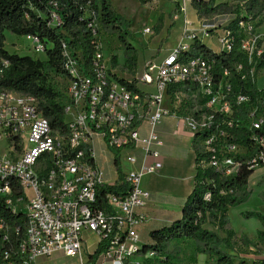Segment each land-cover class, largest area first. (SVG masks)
Segmentation results:
<instances>
[{
	"label": "built area",
	"instance_id": "1",
	"mask_svg": "<svg viewBox=\"0 0 264 264\" xmlns=\"http://www.w3.org/2000/svg\"><path fill=\"white\" fill-rule=\"evenodd\" d=\"M190 4L179 0L174 17L185 15ZM240 16L233 30L192 26L184 19L171 51L125 77L115 70L121 64L118 55L113 49L105 52L107 34L98 14L91 12L95 51L89 65L62 44L68 85L63 130L51 127L37 97L0 88V200L26 217L25 237L14 243L0 220L6 244L0 264H37L57 252L70 264H178L151 248L153 241L148 243L140 231L154 219L142 211L150 199L142 179L162 167L164 140L158 127L163 119L173 118L174 132L192 139L202 170L233 177L242 167L252 174L264 169V27L255 26L246 13ZM142 33L152 29L145 27ZM23 36L34 54L45 52L37 36ZM210 36L218 44L213 52H229L237 45L242 59L218 67L215 59L192 53L196 39ZM103 188L118 191L101 193ZM16 189L21 193L13 203ZM210 198L208 190L204 200ZM88 232L97 246L103 245L95 258L96 249L87 251Z\"/></svg>",
	"mask_w": 264,
	"mask_h": 264
},
{
	"label": "trees",
	"instance_id": "2",
	"mask_svg": "<svg viewBox=\"0 0 264 264\" xmlns=\"http://www.w3.org/2000/svg\"><path fill=\"white\" fill-rule=\"evenodd\" d=\"M137 1L145 5L154 0ZM168 1L174 3V9L168 16L171 17V25H173L175 22L173 17L179 14L178 1ZM191 5L200 17L228 12L235 14V18L227 26L232 30L243 18L240 16L239 7L231 9L227 2L191 0ZM245 5L247 16L256 17L254 10L259 5V0H246ZM91 12L98 14L99 25L115 32L124 51V65L132 72L137 64V53L128 41L134 40L135 37L130 30V21L115 10L110 0H0V88L37 97L40 100L43 116L49 120L53 129L63 130L66 127L64 109L68 99L52 82L54 76L66 78L62 44H65V49L72 56H80V61L85 67L89 65V60L95 51V40L89 28ZM163 19L164 15L160 13L154 25L156 33L162 29ZM7 31L16 36L25 34L37 36L44 45L46 59L40 60L28 55L8 52L5 49ZM194 52L205 58L215 59L218 67L229 66L242 59V55L237 51V45L229 52L216 54L197 39L193 43L192 53ZM263 63L264 56L260 65ZM115 65L116 58H113V67ZM117 79L128 85L124 79ZM168 93L170 94V88ZM262 133L264 134V125ZM251 175L252 170L242 167L233 177H220L210 170L200 169L196 163L194 186L182 205L181 217L150 231L149 235L153 241L151 248L160 250L173 260L175 256L167 250L168 244L191 240L196 244L193 255L189 258L191 264H196L195 255L201 252L216 255V264H249L245 260L235 262L229 252L235 248L237 240L235 232L228 227V211L230 207L239 205L251 193ZM208 179H213V183L207 184ZM208 190L211 192L209 201L204 200V193ZM117 191V188H103L101 193ZM220 191L225 193L221 194ZM20 193L19 189L15 190L13 203H16ZM98 204L109 210L105 202ZM245 216L258 219L262 225L259 235L264 240V215L259 212H248ZM208 218L225 234L224 237L203 227ZM0 220L7 226L6 231L12 243L25 237V215L13 212L12 208L5 205L2 200H0ZM16 229L18 234L15 233ZM4 248L6 244L2 243L0 238V253ZM102 250L103 245L99 244L92 257L95 258ZM251 264H264V259Z\"/></svg>",
	"mask_w": 264,
	"mask_h": 264
},
{
	"label": "rangeland",
	"instance_id": "3",
	"mask_svg": "<svg viewBox=\"0 0 264 264\" xmlns=\"http://www.w3.org/2000/svg\"><path fill=\"white\" fill-rule=\"evenodd\" d=\"M115 10L122 15L125 19L130 21V30L133 32V35L135 37L134 40H129L128 42L133 46L137 53V64L136 68L140 69L144 62L148 60H157L158 57L162 54H166L169 51H171L174 47H170V49H166L167 41L161 39L162 37L166 38L165 31L159 35H155L153 29L154 25L156 24V21L154 23V17L157 16V10L160 12H166L168 13V6L169 3L167 0H157L155 2H150L145 5H141L138 3L137 0H110ZM179 1V0H174ZM219 2H227L231 9H234L235 7H239L240 14L244 15L247 12V7L245 5L246 0H216ZM174 9V3L170 2V11L168 14L172 13V10ZM255 13L257 14L256 17H254L251 21L253 24L257 27L260 26V29L264 27V0H259V5L257 8H255ZM184 19H188L192 26H200L202 24H214L218 28H226L231 20L235 18V14L228 12L224 14H213L211 16H203L200 17L196 11L192 14V20L189 18V15L185 14ZM175 18V17H173ZM175 20V19H174ZM181 17L178 19L177 23L171 25V17H170V30L172 29V32L170 34V44L173 43V40L175 39L177 33L180 31V25H181ZM145 27H149L152 29V33L143 35L142 30ZM104 32L107 34L104 37V46H105V52L109 53L114 50V52L118 55L119 61L121 64H119L118 67L115 68L117 70V74L119 75H126L125 77H131L130 71L126 66H124V51L123 48L120 45L119 38L110 29H104ZM199 33V32H198ZM14 35V34H13ZM138 35V36H137ZM200 35V33H199ZM11 33L6 32V40L5 44L8 46L10 50L13 49V46L18 47V43H11ZM16 36V35H15ZM149 38V39H148ZM152 38V40L150 39ZM163 38V39H165ZM16 39H19L22 43H28L25 39V37L22 36H16ZM145 39V40H144ZM150 40V42H149ZM204 44L213 50L218 49V44L216 41L215 36H210L208 38L204 39ZM19 48V47H18ZM26 54H34L29 49H25L21 51V55ZM39 59L45 60L46 55L44 51H41L39 53L35 54ZM123 63V64H122ZM126 70L128 72H126ZM129 75V76H128ZM52 82L55 87L58 88L62 93L67 92V79L62 78L61 76H54L52 77ZM254 183L251 186V193L241 202L239 205L235 207L229 208V224L228 227H230L235 232V238L237 240V244L235 245V248L232 249L230 254L233 256V259L235 261L241 260V259H251L248 257L251 254H254L256 252L255 249L262 251L264 249V240L261 239L259 233L262 230V226L258 219L255 217H246L245 213H254L259 212L264 215V180L259 181V179L254 178ZM22 209V204H17V210ZM262 211V212H261ZM168 217V218H166ZM173 217L170 215L165 216V219L171 220ZM165 224H167V221H164ZM171 223V222H170ZM203 227L216 232L218 236L224 237L225 234L216 228L214 222L208 218L205 223L203 224ZM144 238L146 241L152 242V238L150 237L149 233L144 234ZM196 248L195 242L191 240H182L178 242H171L167 246V250L171 252L172 255L175 257L173 260H175L178 264H191L190 257L193 255V252ZM216 255L212 254L209 255L207 253H197L195 255V261L196 264H216ZM66 261L65 258H61L59 256H53L50 260H38L37 264H63Z\"/></svg>",
	"mask_w": 264,
	"mask_h": 264
},
{
	"label": "crops",
	"instance_id": "4",
	"mask_svg": "<svg viewBox=\"0 0 264 264\" xmlns=\"http://www.w3.org/2000/svg\"><path fill=\"white\" fill-rule=\"evenodd\" d=\"M155 1L157 0H154L152 2H155ZM168 3H169V6H168L169 7L168 13H169L170 1H168ZM160 13H163L164 15L163 27L158 33H156L154 29L153 31L155 35L157 34L161 35L164 31L165 33L167 32L166 38L165 37L161 38L163 42L165 40H169L167 41V45H166L167 47L165 49L167 50V49H170V47H174L176 43L179 42L182 30L184 28V18H185L184 16L185 15H179L178 17L177 16L175 17V20H174L175 24L177 23L180 17L182 21L180 25V31L177 33L175 39L173 40V43L170 44V34L172 32V29L170 30V18L168 17L169 14L164 11L160 12L157 10V16L154 17V23L155 21H157V18ZM193 13H195V10L190 4L186 12V14L189 15V18H191L190 20H192ZM11 35H12L10 37L11 43H18L17 45L19 48L17 46H13V49L10 50L8 46L5 44V49L8 52L10 53L15 52L21 55V51L25 49L31 50L30 46L27 43L24 44L19 39H16L15 35L13 34ZM143 35H147V34H143ZM150 39L152 40V38ZM5 40H6V33H5ZM200 41L201 43L204 44V40H200ZM166 54H162L161 56L158 57L159 59L157 60H160ZM26 55L34 57V58H38L35 54H32V55L26 54ZM168 97H170L169 93H168ZM166 106L170 107V104L169 102L167 103V101H166ZM158 130L164 140V146L161 148L162 167L158 169L156 173L151 174V175H146L142 179V187L148 190L150 193V199L145 204V206L142 208V211L147 212L150 216L154 218L153 220L144 223L140 227V231L143 237L145 233L147 232L150 233L151 230L158 228L162 225H165V223L163 224L159 223L157 219H165V216L170 215L173 218L169 220V224L170 222L176 219H179L181 217L182 205L184 201L186 200L187 196L192 191L193 186H194V175H195V164L196 163H195V153L193 150L192 139H190L187 136L177 135L174 132L175 120L171 118L170 116H167L163 119L162 123L158 127ZM254 178L259 179V181H263L264 180V169H259L251 175L250 189H251L252 184L254 183L253 181ZM228 217H229V214H228ZM86 238L88 241L87 251H90V252L94 251L97 247L95 235L88 232L86 233ZM254 252L256 253L248 256L251 259H241V260H245L247 263L251 264L253 262H259L264 259V249L262 251L255 249ZM55 256L64 258L61 252H57ZM63 264H70V261L66 259V261Z\"/></svg>",
	"mask_w": 264,
	"mask_h": 264
}]
</instances>
